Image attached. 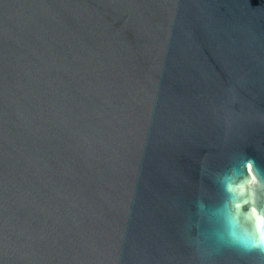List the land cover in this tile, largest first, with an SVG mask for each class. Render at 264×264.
Segmentation results:
<instances>
[{"label":"water","instance_id":"water-1","mask_svg":"<svg viewBox=\"0 0 264 264\" xmlns=\"http://www.w3.org/2000/svg\"><path fill=\"white\" fill-rule=\"evenodd\" d=\"M261 174L264 0H0V264H264Z\"/></svg>","mask_w":264,"mask_h":264},{"label":"snow or ice","instance_id":"snow-or-ice-1","mask_svg":"<svg viewBox=\"0 0 264 264\" xmlns=\"http://www.w3.org/2000/svg\"><path fill=\"white\" fill-rule=\"evenodd\" d=\"M250 163V171H256V165L254 162H249ZM242 164V162H241ZM261 181L264 182V174H261Z\"/></svg>","mask_w":264,"mask_h":264},{"label":"clouds","instance_id":"clouds-1","mask_svg":"<svg viewBox=\"0 0 264 264\" xmlns=\"http://www.w3.org/2000/svg\"><path fill=\"white\" fill-rule=\"evenodd\" d=\"M259 219H260V218H259V217H257V221H258V222H259Z\"/></svg>","mask_w":264,"mask_h":264}]
</instances>
